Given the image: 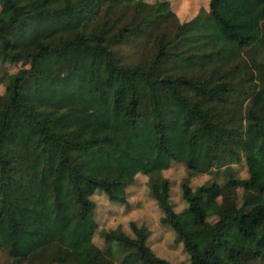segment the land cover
Returning <instances> with one entry per match:
<instances>
[{
	"label": "trees",
	"instance_id": "obj_1",
	"mask_svg": "<svg viewBox=\"0 0 264 264\" xmlns=\"http://www.w3.org/2000/svg\"><path fill=\"white\" fill-rule=\"evenodd\" d=\"M180 22L143 0H0V253L30 264H176L154 253L130 221L93 240L96 202L128 203L147 175L151 195L189 264H264V210L246 204L212 224L202 200L218 182L181 183L243 157L232 180L264 192V63L245 51L264 41V0H209ZM196 124H190V118Z\"/></svg>",
	"mask_w": 264,
	"mask_h": 264
},
{
	"label": "rangeland",
	"instance_id": "obj_2",
	"mask_svg": "<svg viewBox=\"0 0 264 264\" xmlns=\"http://www.w3.org/2000/svg\"><path fill=\"white\" fill-rule=\"evenodd\" d=\"M134 0H110L113 7L122 2ZM154 5L155 12L172 10L180 22L191 19L200 10H208L209 0H143ZM246 63L252 66L253 62L264 63V41L258 43L251 51H245ZM20 64H7L0 66V75L3 72L15 71ZM4 90V84L0 83V92ZM190 124L194 126L196 119L190 118ZM162 174L170 180V199L175 210L185 206L181 196V183L186 182L192 188L202 183L218 182L222 192L216 196H206L202 200L205 218L214 223L222 212L232 210L246 204V210L255 204H260L264 210V192L256 187H245L235 183L233 177H245L247 165L242 157L239 162L224 161L218 167L206 172L190 173L183 163L173 161L171 165L162 171ZM147 175L137 173L132 184L127 186L128 203L110 201L101 191H96L92 198L96 202L95 217L98 229L93 240L101 248L107 243L101 236V230L113 229L120 226L125 232L133 234L130 221L138 225H144L149 230L147 242L154 253L176 264H189L188 253L183 248V243L176 238V233L167 224L160 221L161 208L151 195ZM0 264H30L27 260H13L5 252L0 253ZM51 264H59L58 260Z\"/></svg>",
	"mask_w": 264,
	"mask_h": 264
}]
</instances>
